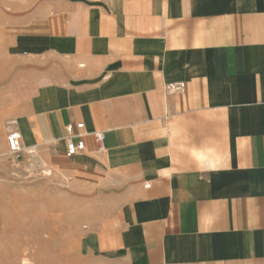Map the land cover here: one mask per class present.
Returning <instances> with one entry per match:
<instances>
[{
  "label": "crops",
  "instance_id": "obj_1",
  "mask_svg": "<svg viewBox=\"0 0 264 264\" xmlns=\"http://www.w3.org/2000/svg\"><path fill=\"white\" fill-rule=\"evenodd\" d=\"M5 36L9 129L108 190L83 264H264V0H74Z\"/></svg>",
  "mask_w": 264,
  "mask_h": 264
},
{
  "label": "rangeland",
  "instance_id": "obj_2",
  "mask_svg": "<svg viewBox=\"0 0 264 264\" xmlns=\"http://www.w3.org/2000/svg\"><path fill=\"white\" fill-rule=\"evenodd\" d=\"M73 1L0 0V264H83L82 233L108 192L72 182L41 149L12 153L6 143L10 86L25 62L5 30Z\"/></svg>",
  "mask_w": 264,
  "mask_h": 264
},
{
  "label": "built area",
  "instance_id": "obj_3",
  "mask_svg": "<svg viewBox=\"0 0 264 264\" xmlns=\"http://www.w3.org/2000/svg\"><path fill=\"white\" fill-rule=\"evenodd\" d=\"M184 89L183 81H175L170 82L165 86V90L169 93L180 92ZM66 130V139H65V148L66 153L68 155H73L83 149L84 143L82 140L78 139L77 141H73L71 133H72V125L68 124L65 126ZM95 141L99 144V149L102 150L101 141L103 140V133L97 131L94 133ZM7 147L12 153H19L23 149V145L21 143L20 133L17 129H11L6 136Z\"/></svg>",
  "mask_w": 264,
  "mask_h": 264
}]
</instances>
